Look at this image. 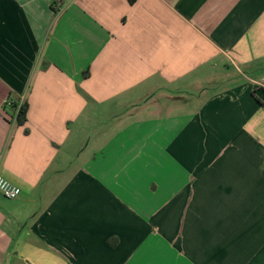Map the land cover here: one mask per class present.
I'll return each mask as SVG.
<instances>
[{
	"label": "crops",
	"instance_id": "crops-1",
	"mask_svg": "<svg viewBox=\"0 0 264 264\" xmlns=\"http://www.w3.org/2000/svg\"><path fill=\"white\" fill-rule=\"evenodd\" d=\"M0 175V264H264V0H0Z\"/></svg>",
	"mask_w": 264,
	"mask_h": 264
},
{
	"label": "rangeland",
	"instance_id": "rangeland-1",
	"mask_svg": "<svg viewBox=\"0 0 264 264\" xmlns=\"http://www.w3.org/2000/svg\"><path fill=\"white\" fill-rule=\"evenodd\" d=\"M194 93V92H193ZM165 97L163 96H159L157 99H164ZM195 99H199V98H195V97H188V96H184L182 94H177L176 95V98L174 99L175 101V109H176V112L175 113H170L168 115H172V114H175V115H181L182 113H189V111L193 110L195 107H194V104L193 106H189L187 104L188 100H191V102H195ZM187 101V102H186ZM197 101V100H196ZM164 108L161 107V108H158V107H154L153 110L148 114L149 117H152V116H161V115H165L164 112H163ZM129 112V110H117V111H114L110 114L111 116V119H108L109 121L110 120H119L120 117H123L124 115H126L125 113ZM133 115H141V113L139 114H136L135 112L132 113ZM132 114L128 113V116L132 117ZM105 122H107V119L105 120ZM104 122V123H105Z\"/></svg>",
	"mask_w": 264,
	"mask_h": 264
},
{
	"label": "built area",
	"instance_id": "built-area-1",
	"mask_svg": "<svg viewBox=\"0 0 264 264\" xmlns=\"http://www.w3.org/2000/svg\"><path fill=\"white\" fill-rule=\"evenodd\" d=\"M11 104L13 102H10ZM23 103H19L17 104V112L19 111L21 105ZM0 192L3 194V196L6 199L9 200H14L20 197L22 190L21 188H19L18 186L14 185L13 183H11L10 181H8L7 179H5L3 176L0 175Z\"/></svg>",
	"mask_w": 264,
	"mask_h": 264
},
{
	"label": "trees",
	"instance_id": "trees-1",
	"mask_svg": "<svg viewBox=\"0 0 264 264\" xmlns=\"http://www.w3.org/2000/svg\"><path fill=\"white\" fill-rule=\"evenodd\" d=\"M17 106L18 105L16 103L11 104L13 115L15 113V117H16L17 122L20 125H24L27 122L28 105L26 103H23L18 112L16 111Z\"/></svg>",
	"mask_w": 264,
	"mask_h": 264
}]
</instances>
